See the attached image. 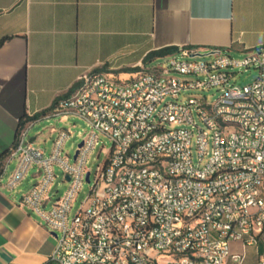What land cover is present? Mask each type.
<instances>
[{
    "label": "built area",
    "instance_id": "built-area-1",
    "mask_svg": "<svg viewBox=\"0 0 264 264\" xmlns=\"http://www.w3.org/2000/svg\"><path fill=\"white\" fill-rule=\"evenodd\" d=\"M213 52L196 60L205 58L181 48L126 81L83 77L45 116H75L91 129L73 163L64 155L68 130L57 132L49 156L30 141L32 123L19 132L6 186L17 188L36 169L21 206L56 237L52 264H246L248 248L264 264V46L240 60ZM251 67L259 71L252 85L232 83L235 70ZM212 89L220 95L211 104L187 96ZM101 136L111 149L93 173L89 158ZM56 166L68 189L48 209ZM85 182L89 193L70 219Z\"/></svg>",
    "mask_w": 264,
    "mask_h": 264
},
{
    "label": "crops",
    "instance_id": "crops-1",
    "mask_svg": "<svg viewBox=\"0 0 264 264\" xmlns=\"http://www.w3.org/2000/svg\"><path fill=\"white\" fill-rule=\"evenodd\" d=\"M4 38L0 264H52L56 237L21 206L30 173L17 188L6 186L16 168L8 154L19 132L32 123L28 137L36 146L51 120L45 116L72 97L85 76L132 79L158 59L149 55L165 49L244 56L264 46V0H0Z\"/></svg>",
    "mask_w": 264,
    "mask_h": 264
},
{
    "label": "rangeland",
    "instance_id": "rangeland-1",
    "mask_svg": "<svg viewBox=\"0 0 264 264\" xmlns=\"http://www.w3.org/2000/svg\"><path fill=\"white\" fill-rule=\"evenodd\" d=\"M232 57L235 58L236 60H240L244 56L233 55ZM210 58L211 57H208L205 59H196V60H208ZM155 64H167V59L164 57L159 58L157 61H155L153 63V65H155ZM234 72H235V77L232 80V83H235L240 87L252 85L258 79V76H259V71L255 67H251L249 69H239V70H235ZM191 94L193 96L204 97L206 99V101L210 104L214 103L220 95V93L215 89L205 91V92L188 93L187 96L191 95ZM168 101H170V99L165 100V102H168ZM161 107L162 106H160V108ZM195 118H196L197 125L199 127L203 128V125L201 124L199 119L197 117H195ZM61 129H66L72 134V138L67 142V144L65 146L64 155H68L70 162L73 163L74 162V156L78 150L79 145L81 144L85 135L91 131V129L88 127V125L82 119H80L78 117H75V116L70 117L68 122H63L60 120V118H57V119H51L50 121L45 123L43 129L40 131L42 133V135H41L40 139L38 140V143L36 144V146L44 149L46 151V156H49L51 153V150L53 148V142L57 136L56 130H61ZM110 149H111L110 141L107 138H105L104 136H101L98 146L96 147V149L94 150V152L92 153V155L89 158L88 167H89V169H91V171L93 173L96 171L98 166H101L104 163V161L107 157L106 152H108ZM101 150H104V153H102L99 156V154L101 153ZM192 155H193L194 163L197 164L198 163V156H197L195 141L193 144ZM207 160H208V158L206 159V161ZM54 171L57 175V179L54 182V185H53L51 193H50V196L52 198V202L48 206V209H50L53 202H55L59 198L63 197V195L65 194V192L68 189V185L63 182V173H62L61 169L56 166ZM35 173H36V169H33L30 172V177L27 179V181H25L22 184V191H21L22 196L27 195L31 191L32 187L37 183V179H34L32 177V175ZM90 186L91 185H89L88 183L85 182L82 190L80 191V193L77 196L76 202L73 205V209H72L71 214H70V219L80 209L81 204L84 202V200L86 199V197L89 193ZM263 253H264V241H260V243H259V254H263ZM247 254H248V259H247L246 264H256V262L258 260V256L256 254L255 249L254 248H248Z\"/></svg>",
    "mask_w": 264,
    "mask_h": 264
},
{
    "label": "trees",
    "instance_id": "trees-1",
    "mask_svg": "<svg viewBox=\"0 0 264 264\" xmlns=\"http://www.w3.org/2000/svg\"><path fill=\"white\" fill-rule=\"evenodd\" d=\"M6 38L2 39L0 41V47L6 42ZM176 49H165V50H162V51H158V52H155L151 55H149L148 59L147 60H150V59H155V58H163V57H166L168 55H171L173 53H176Z\"/></svg>",
    "mask_w": 264,
    "mask_h": 264
},
{
    "label": "water",
    "instance_id": "water-1",
    "mask_svg": "<svg viewBox=\"0 0 264 264\" xmlns=\"http://www.w3.org/2000/svg\"><path fill=\"white\" fill-rule=\"evenodd\" d=\"M215 53L214 52H211V53H206V54H196V55H193L192 58L194 57H198V58H207V57H210L212 55H214ZM83 146V144L81 143L79 145V147L81 148ZM77 154L78 152H76L75 156H74V161L77 159ZM68 181H70L69 178H67ZM87 181H89V175L87 176Z\"/></svg>",
    "mask_w": 264,
    "mask_h": 264
}]
</instances>
